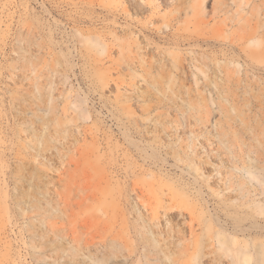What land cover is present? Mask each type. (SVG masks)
<instances>
[{"label": "rangeland", "instance_id": "374dc122", "mask_svg": "<svg viewBox=\"0 0 264 264\" xmlns=\"http://www.w3.org/2000/svg\"><path fill=\"white\" fill-rule=\"evenodd\" d=\"M178 1L0 0V264H71L69 251L60 261L54 256L56 251L50 245L57 235L64 238L66 249L77 245L73 238L83 246L95 244L93 250L85 249L79 255V260L90 264L94 249L114 239L138 248L145 223L157 232H172L173 224L182 228V222L192 223L190 218H181V222L170 219L169 213L183 211L199 218L194 198L175 194L170 179L183 175V170L171 166L173 163L187 168L186 179L195 181L199 177L196 171L188 174V163L175 155L184 135L176 120L177 116L183 118L186 109L182 93L193 85L187 84L182 93L172 94L166 83L162 90L167 105H158L162 91L153 89L152 81L144 77V73L156 76L157 72L148 66L150 73L139 67L151 56L145 49L139 53L135 48L136 40L145 38L150 44L142 45L157 54L160 49L184 53L198 49L188 45L174 48L148 30L165 29L171 24L173 32L185 27L196 36L195 18L177 12L182 8L177 7ZM196 2L190 0L189 5ZM263 4L264 0H241L229 14L211 18V25L202 32H213L217 23L234 14L238 18L231 19L236 22L244 16L256 24L260 18H250L251 12L256 7L262 9ZM212 7L213 1L209 9ZM238 31V24L233 23L225 34ZM89 37L99 38L105 49L102 54L91 46ZM85 55L105 59L104 67L94 71L105 79L93 84L86 81L91 73L87 72ZM128 57L135 59L136 67L126 70L116 65ZM239 62L244 67L247 63L243 59ZM263 64L259 72L264 77ZM174 88L179 91L181 84ZM260 95L264 99V93ZM85 98L78 108L76 102ZM211 110L207 127H196L193 117L196 133L189 130L186 135L191 140V156L199 152L211 164L207 166L213 172H203L205 176L220 178L219 172L225 170L221 166L228 158L232 162L229 166L243 157L249 160L246 153L254 142L250 132H241L232 142L235 146L231 151L227 148L225 154L219 153L215 122L223 115L217 104ZM243 113L253 128L258 125V132L264 131L262 117L259 123L249 118L258 114L256 111ZM57 126L62 130L56 135ZM45 136L55 140L47 146ZM144 136L150 138L146 140L149 161L169 158L164 169L170 176L159 170L162 162L151 170L141 156ZM133 143L140 148L133 147ZM235 181L236 176L231 182ZM202 228L195 223V233L185 234L183 247L170 245L165 236H157L163 239L166 250L171 246L169 251L176 264H195L191 260L192 246L188 255L184 250L204 233ZM139 248L136 259L146 251L143 246ZM157 257L156 264H171L161 253H155L152 262ZM117 260L122 263L126 256Z\"/></svg>", "mask_w": 264, "mask_h": 264}, {"label": "bare ground", "instance_id": "6f19581e", "mask_svg": "<svg viewBox=\"0 0 264 264\" xmlns=\"http://www.w3.org/2000/svg\"><path fill=\"white\" fill-rule=\"evenodd\" d=\"M132 1L136 2V0ZM212 1L213 7L209 9ZM240 1L197 0L193 5H189L190 0H179L177 7L182 8H179L177 12L182 15H192V18H195L193 33L196 36L191 35L185 27L178 28L177 32H173L175 28L171 24H168L165 29L163 27H150L148 29L155 33V38L164 41L165 44H172L174 48L186 45L198 48L193 49L192 53L168 52V50L160 49L159 54H157L146 47L150 42L146 41L145 38L141 42L138 39L135 42V48L139 53L145 49L151 56L150 59H144L146 64H140L139 67L148 72L147 69L150 67V70L157 72L156 76L145 75L144 73V77L146 81H152L153 89L158 88V91H162L163 96L157 98L156 103L158 105H167L164 99L166 92L162 90L166 83L170 84L172 94L182 93L181 89L187 84L193 85L187 93H182L186 97V109L183 111V118L177 116L176 120L182 127L181 133L184 135H182L178 148H175V155L180 157L181 161L188 163L189 169L186 171L188 174L196 171L199 173V177H203V181L200 182L199 179L201 178L199 177L195 181L186 179L187 174H184V170L187 168H181L176 163L171 164V166L176 170H183V175L177 180L170 179L175 194L187 199L194 198L193 203L196 212H200L199 218H193L183 211L169 213L170 219L181 222V218H190L192 223L185 224L182 222V228L173 224L174 228L171 226L173 234L164 229H159L157 232L145 223L140 231L142 241L138 244L140 245L138 248H130L129 245L114 239L109 245L94 249L95 254L90 255L93 262L90 264H156L159 263V257L154 260L155 262H152V256L155 253L163 254L165 261L169 260L171 264H176V260L172 258L169 251L171 246L168 247L169 250H166L165 244L162 242L163 239L157 235L165 236V242L169 240L170 242L167 243L170 245L173 243L175 246L183 247L185 234L189 232L194 235L195 223L199 224V227H203L204 233L197 237L192 244H189L188 249L184 250V253L188 255L192 246L191 260L195 264H264V131L258 132L259 126L257 124L253 128L243 113L244 111L250 113L256 111L258 114L249 115V118L254 123H259V118L262 117L264 123V99L260 95L264 93V77L259 72L263 71L260 64L264 63V4L262 9L258 10L256 7L251 12L250 18H258V16L260 18L256 24L252 23L253 19L250 20L244 16L239 18V22H236L231 19L238 18L234 14L233 17L217 23L213 32H202L203 28H208L211 25V18L221 13L229 14L236 5H239ZM138 6L141 4L138 3ZM233 23L238 24V33L226 35L228 26L233 25ZM188 27L190 28V23ZM169 28L170 30H168ZM162 29L166 37L160 35ZM89 39L91 46L98 49V52L102 54L105 49L99 38L89 37ZM143 42L146 43L145 46L142 45ZM203 46L209 49L202 50ZM92 57L85 55L84 60L87 72L91 73L86 75L88 78L86 81L93 84L98 80L105 79L103 74L94 72L99 67H104L105 59L99 58L98 55H92ZM242 59L247 62L245 67L239 62ZM223 60L228 62H223ZM135 64V59L129 60V57L126 62L116 63L126 70L136 67ZM115 69L118 70L117 67ZM178 84H181L179 91L174 88V85ZM86 100L85 98L77 101V107L81 108ZM215 104L221 107L223 115L219 121L215 122L218 131L216 138H218L219 153L225 154L227 148L231 151L232 146H235L232 142L234 139H238L241 132H250L254 142L246 153L249 160L243 157L239 162L235 161L229 166L228 164L232 162L228 158L226 165L221 166L225 170H219L220 178H213L211 175L205 176L203 172L209 171L207 165L211 164L208 160H204L199 152L196 156H191L189 151L191 140L186 135L189 130L192 134L196 133L192 127L191 119L193 117L196 119L194 122L196 127H200L201 130L207 127L212 114L211 109ZM243 104L247 108H240ZM61 130L57 126L55 128L56 135ZM157 130L161 132V129ZM201 134L200 131L198 135H195V141ZM212 134L213 132H211V136H213ZM45 137L47 146L55 140L54 137ZM143 139L145 145H143L144 148L140 154L145 161L149 162L151 170L153 167L158 168L162 162L163 166L159 170L166 176H170L164 169L165 162L170 163V159L160 158L156 161H149L150 147L146 140L150 138L144 136ZM132 146L137 149L140 148L134 143ZM194 146L197 145H193V148ZM218 168L219 166L216 167V169ZM210 171L213 172V170ZM234 176H236L237 181L231 182L234 180ZM227 181L230 183L228 184ZM72 241L77 245L66 249L64 238L57 235L50 245L56 251L54 256L60 261L63 258V253L69 251L71 264H87L79 260L80 252L85 249L93 250L91 248L95 247V244L83 246L76 238H73ZM141 246L146 251L141 254L140 258L136 259L141 252L139 248ZM122 256H126V260L120 263L117 259ZM160 259H162L161 256Z\"/></svg>", "mask_w": 264, "mask_h": 264}]
</instances>
